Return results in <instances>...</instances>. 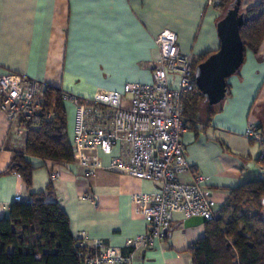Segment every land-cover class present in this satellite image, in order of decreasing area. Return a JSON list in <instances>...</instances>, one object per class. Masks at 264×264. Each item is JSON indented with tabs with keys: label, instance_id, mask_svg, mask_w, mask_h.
Returning a JSON list of instances; mask_svg holds the SVG:
<instances>
[{
	"label": "crops",
	"instance_id": "obj_1",
	"mask_svg": "<svg viewBox=\"0 0 264 264\" xmlns=\"http://www.w3.org/2000/svg\"><path fill=\"white\" fill-rule=\"evenodd\" d=\"M258 1L240 0L239 11ZM223 13L208 0H0V75L13 70L86 98L121 90L127 82L149 83L159 32L173 31L180 53L196 58L218 48L216 22ZM226 84V95L210 120L187 126L180 139L186 161L203 175L215 210L231 188L263 171L261 147L244 132L254 123L264 138V41L255 52L244 51L240 68ZM62 103L71 141L74 110ZM24 150L25 131L0 110V217L8 214L15 194L27 199L50 185L46 201L61 204L71 232L84 236L87 245L102 240L122 253L132 251V264H191L188 248L204 235L205 223L184 227L187 217L179 213L151 246L127 247L147 228L130 196L152 192L157 185L108 169L117 147L110 155L97 151L102 169L95 177L85 176L75 164L58 167ZM14 153L24 154L34 166L29 187L17 172H5ZM52 168L58 177L50 182ZM176 175L181 182L191 181L189 171Z\"/></svg>",
	"mask_w": 264,
	"mask_h": 264
},
{
	"label": "built area",
	"instance_id": "obj_2",
	"mask_svg": "<svg viewBox=\"0 0 264 264\" xmlns=\"http://www.w3.org/2000/svg\"><path fill=\"white\" fill-rule=\"evenodd\" d=\"M219 0H208L215 6ZM158 57L149 83L127 82L121 90L99 91L92 97H79L61 91L62 102L74 110L71 150L73 160L85 176L95 177L102 164L97 151L110 155L108 169L145 179L157 185L152 192L130 196L134 210L146 221V231L127 241L131 250L147 248L164 236L175 213L184 217L214 216L215 201L204 190V178L194 164L186 161L180 142L186 129L182 96L196 88L191 70L192 58L180 53L176 35L163 29L155 37ZM43 81L9 70L0 75V110L8 122L19 126L39 108L38 96L47 89ZM244 136L261 147L259 160L264 172V138L257 124L250 123ZM189 171L191 181H179L176 173ZM58 177L50 170L49 181ZM19 194L13 201H21ZM81 245H87L80 235ZM84 264H132V251L95 240L87 245Z\"/></svg>",
	"mask_w": 264,
	"mask_h": 264
},
{
	"label": "trees",
	"instance_id": "obj_3",
	"mask_svg": "<svg viewBox=\"0 0 264 264\" xmlns=\"http://www.w3.org/2000/svg\"><path fill=\"white\" fill-rule=\"evenodd\" d=\"M233 0H219L223 12ZM243 52L256 51L264 41V0L243 11L239 29ZM214 52V51H212ZM191 60L194 67L210 53ZM39 108L31 118L21 120L25 131L24 154L66 167L73 160L66 114L59 89L47 86L37 98ZM185 126L207 123L219 104H208L194 90L181 98ZM22 153H14L7 172H17L29 187L34 169ZM44 192L13 201L8 214L0 217V264H84L89 249L70 230L69 219L57 201H46ZM264 173L229 190L223 205L205 222V233L188 250L191 264H264Z\"/></svg>",
	"mask_w": 264,
	"mask_h": 264
},
{
	"label": "water",
	"instance_id": "obj_4",
	"mask_svg": "<svg viewBox=\"0 0 264 264\" xmlns=\"http://www.w3.org/2000/svg\"><path fill=\"white\" fill-rule=\"evenodd\" d=\"M240 0H233L223 15L216 22V33L219 39L218 48L199 62L193 71L197 90L210 105L219 104L227 91L226 79L236 73L243 62V44L239 29L243 23V12L239 11ZM258 172V169L255 170ZM262 173V174H261ZM259 177H262L263 171ZM262 219L264 222V198ZM202 216H190L183 221L184 227L205 223ZM167 229H163L165 234Z\"/></svg>",
	"mask_w": 264,
	"mask_h": 264
}]
</instances>
